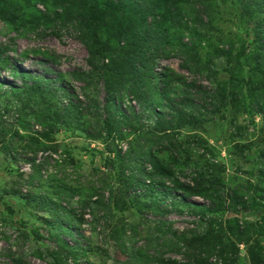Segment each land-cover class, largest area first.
Returning <instances> with one entry per match:
<instances>
[{"label": "rangeland", "instance_id": "1", "mask_svg": "<svg viewBox=\"0 0 264 264\" xmlns=\"http://www.w3.org/2000/svg\"><path fill=\"white\" fill-rule=\"evenodd\" d=\"M187 1L0 0V47L10 49L0 59V264H13L8 256L24 264H51L54 255L67 264H166L164 260L193 264V259L182 257L185 250L181 254L164 249L170 236L167 232L166 238L159 236L158 231L164 229L168 233L195 230L182 235L194 240L192 245L205 235L199 241L210 238L226 264H264V109L255 106V97L264 96V80L258 76L260 82L253 89L247 87L252 68L245 64L255 50L254 28L263 23L262 14L256 7L245 6L243 0H211L207 5L211 19L201 22L202 26L207 21L210 24L204 50L199 52L204 63L217 71L214 81L227 84L226 99L203 123L170 131L173 137L165 142H172L175 152L170 148L153 152L139 138L143 134L138 128L153 127L157 118L137 101H130L128 92L137 87L119 75L127 67L123 48L130 51L126 45H131L128 40L135 33L134 25L141 18V26L148 17L147 8L155 3L151 10L168 13V17L173 6L189 17L193 14ZM138 7L143 8L138 11L140 18L133 16ZM84 30L98 38L101 49L116 50L114 73L101 72V59L78 40ZM168 33L173 36V29ZM188 33L185 29L177 36L185 39ZM178 47L163 45L161 52L164 49L173 56L156 64L159 76L167 77L170 91L156 109L164 116L160 128L170 125L168 104L181 100L180 95L193 91L197 84L212 86L204 78L208 72L197 77L181 68L184 63ZM216 48H229L231 60L216 57ZM123 80L126 85L121 88ZM111 83L119 99V92L125 91L119 111L134 124L114 123V132L107 137L104 119L110 115L106 106ZM33 87H40L39 92L32 91ZM239 91L242 98L235 99ZM130 141L141 152L155 155L163 166L176 164L181 173L177 183L156 187L153 193L146 191L144 198H132L131 205L125 201L110 213L94 212L96 194L109 182L104 162L114 159L118 146L123 154ZM213 160L218 164L213 170L215 178L203 177L196 192L195 187L187 190L193 162L208 166ZM232 189L246 202L237 208L247 209L244 212H231ZM210 190L219 196V203L203 196ZM103 196L100 206L106 210L110 207L106 204L108 189ZM178 197L187 201L185 207L179 203L182 212ZM191 204L220 210L197 224ZM148 206L162 209L163 214ZM132 226L136 230L130 234ZM124 232L121 246L135 250L116 248L115 241ZM60 242L79 249L60 251ZM212 257L218 259L215 254Z\"/></svg>", "mask_w": 264, "mask_h": 264}, {"label": "trees", "instance_id": "2", "mask_svg": "<svg viewBox=\"0 0 264 264\" xmlns=\"http://www.w3.org/2000/svg\"><path fill=\"white\" fill-rule=\"evenodd\" d=\"M243 1L245 6L250 5V8L256 7L260 14H262V16L264 17V0ZM210 2L211 0H188V11H191L190 13L193 14L189 17L185 12L179 11L173 6V11L171 9L170 16L167 17L168 13L159 14L156 10H151V7L155 6L154 3L152 6L147 8L148 12L145 11L148 17L146 18V20L144 17V24L142 23L141 26H139L141 18L138 15V11L142 10L143 8H132L134 10L133 16L139 17L140 21L136 24V26L134 25L135 33L133 34V36L131 35V39L128 40V43L131 45H126L130 47V51L123 48V52L126 55L125 60L127 67L125 73L121 72L119 75L125 76L128 81L130 79L129 82H132L133 85L137 87V89H135L132 86V88L135 89L134 93H131L132 88L129 90L130 92L128 93L132 98L130 99V101H137L139 105L145 107V110H149L148 112H150V115H154L157 118L153 123V127L147 129L141 126L137 130L144 136H140L139 134V138H141L143 142L149 143L151 148L153 149V152H158L161 150L167 151L168 148H170L169 151L175 152V145L172 142L170 144H167V142H165L173 137L170 131L172 132V130L179 129V127L183 125L203 123V118H206L208 115L213 113L215 111V108L218 107L224 99H226L224 86L227 84L223 85L219 82L214 81L217 71L214 70L209 65V63H204V58L201 57L202 55L199 52L203 49V40L204 37L207 36V32L205 31L206 27H208L210 24V21H207L203 26L201 25V22L204 19H211V15H209L207 12V5L210 4ZM247 12L251 15L253 14V9H250ZM149 17L151 18V22H148ZM171 29H173V34L175 36L169 35L168 31ZM185 29H189V33L185 37V39H182V37H178L177 33L179 32V35H182L181 32L183 33V30ZM77 38L84 44H87V48L90 51H94V53H92L93 56L96 55L101 59V72L104 71L114 73L112 71L118 68L115 64L114 59V55L116 52L115 49H101V44L97 43L98 38L94 34L90 35L87 30L81 31L80 35ZM253 43L255 45V50L245 61V64L252 68V72L248 75L246 80L247 87H250L252 89L258 82H260L257 81L258 76L262 77V81L264 80V21L263 23H259L257 26H255ZM155 44H159V46L155 47L154 50H151L150 46ZM163 45H176L177 47L179 46L178 52L179 55H181L180 58L182 59V62L184 63V65H181V68L187 69L191 74H194V76L197 75V77L203 76V73L205 71L208 72L204 78L212 81V86L210 85L209 88H207L197 84L198 86H193V91L180 95L182 96L181 100H178L176 102L172 101L170 104H168L167 109L171 111V118L169 120L170 125L160 128V126L162 125L161 120H163L164 116L162 117L160 113H157L156 109L157 106L161 105V97L167 95L170 91L168 88L169 82L167 80V77L159 76L156 64L158 61H160V59H166L173 56L171 55V53H166V50L164 49L161 52L160 48H162ZM8 50L10 49L7 46L0 47V59L3 54L8 52ZM216 51V57L226 59L229 58V60H231L230 56L233 52L229 48H216ZM107 52L109 55L105 58ZM178 52L176 53L178 54ZM228 63L230 64L229 61ZM90 66L95 69V65L93 62H91ZM115 75L116 74H111V77ZM233 80L230 81L231 84L234 83ZM238 84L240 85L241 83ZM112 85V83L109 84L108 93L110 94V97L107 101L106 106V109L108 108V110L110 111V115L109 117L104 119V127L107 133V137H110L111 133L114 132L111 128L114 123L125 122L126 126L129 127H133L134 124L133 122H128V116L121 114V111H119V108L121 106V104L119 105V101L121 100L122 103V96L123 94H125V91H121L122 95L121 92H119V99L117 95L118 92H113L111 88ZM125 85L126 80H123V82L121 83V88ZM260 88H262V86H260ZM257 89L258 88L254 89L253 91L257 92ZM31 90L39 92L40 87H33L31 88ZM241 92L239 91V95H233V97L235 99L238 96L242 98ZM14 93H18V91H14ZM255 99L258 100L255 106H260L259 108L262 107L264 109V96H262L260 99L255 97ZM116 120L118 121L116 122ZM166 130H169V132L166 133ZM91 138L95 139L96 137L94 135H91ZM140 149L141 147L139 145L135 146L134 142L130 141L127 145V150L123 154H121V147L118 146V153L115 154L114 159H108L104 162V167L106 170L105 172L107 173L105 179L109 182L102 186L99 189V192H97L95 197L96 199L92 203L94 206V212H99L102 210L109 211L110 213L113 208H117L121 204H124L125 201L128 202L129 205H131L130 200L132 198H135L137 200L139 198H144L146 196V191H151L153 193L156 187H163L167 183H177V177L180 176L181 173L179 167L176 166V164H174L173 166H163L162 164H160V161L155 157V155H149L147 152H141ZM176 157L179 158V155H176ZM262 165H264L263 156ZM193 167L194 169L191 170L189 177V189L187 188V190L191 191V188L193 189L195 187L194 192H196V190L200 187L203 177H206L207 180L215 178L213 170L215 168H218V164L214 160L210 161L208 166L202 165L199 162H193ZM262 168V172H264V167ZM158 172L159 175H157ZM262 176L264 177V174ZM107 189L108 197L106 198V204L110 205V207L104 210L100 205L104 203L103 199L105 198L103 196V191ZM200 191L201 189L199 190V193ZM230 191L231 195L234 197L231 200L230 204V208L232 209L231 212L234 214H238L247 210L237 209L238 207H243L246 202L239 198L236 190L232 189ZM203 196L206 199H209L213 204L219 203L221 201L219 196L212 190L205 193V195L203 194ZM178 198H181V200L178 202L177 207H180L179 203H182L183 207L187 206V201H185L183 197ZM258 200H263V198H260ZM172 207L177 208L174 205H172ZM148 208L151 207L148 206ZM190 208L191 211H194L191 215L193 217H197V224H200V222H202V220L205 219L206 216H216L220 210L219 207L215 208L211 205L207 206L199 204H191ZM151 210H153V212L156 211L162 213V209L151 208ZM180 210V212H182L183 209L180 207ZM156 222L159 221L157 220ZM130 230V234H132L136 230V227L132 226ZM194 231L195 230L181 233H168V229H164L162 231L159 230L158 232L159 236L164 238H166V232L167 235L170 234V236H168V239L166 238L165 240L166 243L163 246L164 249L166 248L168 252H181V254L185 250V252L182 254V257L185 256L188 260L193 259V264H226V262H224L223 260L220 261V257L218 256L222 255V252H220L216 244H213L210 238L209 240L204 239V241H199L201 238L205 237V235L199 236V240H195L196 242L194 243V245H192V242L194 240L189 239L191 240L189 241L186 240L187 237H182L183 234L193 233ZM20 236H22L21 233ZM118 238L119 239H116L115 241L116 248H119L121 250L123 249L122 251H132L134 249H130L128 247L124 248V246H121L122 241L120 242V239H125V232ZM159 239V237L154 238V240ZM65 248L70 249V252L74 251L75 249H79L78 246H75V248H70L62 242H60V244H58L57 246V249H59L60 251L64 250ZM214 254L218 257V259L216 257H212ZM8 258L13 264H24V261L22 259H17L14 256H8ZM38 258H40V256ZM212 260L214 261V263H212ZM164 261L166 262V264H184V262L182 261V263L173 260ZM51 264H67V262L66 260L55 258L54 255Z\"/></svg>", "mask_w": 264, "mask_h": 264}]
</instances>
